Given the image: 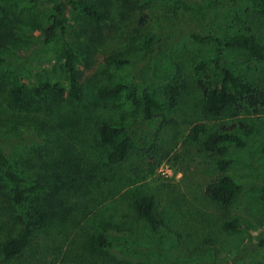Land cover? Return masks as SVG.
I'll use <instances>...</instances> for the list:
<instances>
[{"label":"rangeland","instance_id":"obj_1","mask_svg":"<svg viewBox=\"0 0 264 264\" xmlns=\"http://www.w3.org/2000/svg\"><path fill=\"white\" fill-rule=\"evenodd\" d=\"M69 1L0 0V32L15 25L22 33L0 49L6 59L0 63V147L29 183L41 168L47 185L41 202L50 214L22 254L6 258L2 246L17 227L10 188L0 176V264H264V110L208 113L202 90V84L220 85L224 68L264 89V60L195 38L252 33L264 45V13L253 0H111L107 38L92 42ZM91 1L105 9L103 0ZM58 4L66 31L56 27L47 41L46 23ZM65 39L77 53L81 98L33 95L35 85L60 79L56 65ZM119 83L128 88L99 95V88ZM17 84L25 86L27 109L13 104ZM171 84L178 88L175 100ZM133 89L139 98L148 89L159 100L151 118L128 96ZM103 121L123 127L117 141L131 138L119 164L107 159L113 146L100 141ZM222 129L246 144L228 142L225 155L207 151L208 133ZM223 158L230 160L225 172L240 184L228 209L205 193ZM142 195L155 197L157 230L134 210Z\"/></svg>","mask_w":264,"mask_h":264},{"label":"trees","instance_id":"obj_2","mask_svg":"<svg viewBox=\"0 0 264 264\" xmlns=\"http://www.w3.org/2000/svg\"><path fill=\"white\" fill-rule=\"evenodd\" d=\"M99 1V0H98ZM105 9L100 7L97 1L91 0H70L69 6L77 12L78 18L84 23L82 31L89 35L92 42L106 40L104 33L106 21L112 19L113 10L111 0L106 3ZM260 13H264V0H253ZM0 8H3L2 6ZM62 12L61 4L56 5L49 15L46 23L45 34L46 40L49 41L56 29L62 28L65 33V21L60 18ZM21 30L19 27L6 26L0 32V49L10 44H15L18 40ZM22 34V33H21ZM195 38L204 44H219L227 48L244 49L251 57L263 61L264 45L260 43L257 37L252 33L237 34L233 37L222 39L217 36H198ZM77 53L73 45L65 39L63 42V53L56 65L60 79L56 82L46 81L43 84H37L33 87V95L40 97L46 92L57 94H67L71 99L78 100L82 96L83 89L80 84L81 70L77 66ZM6 59L0 56V63ZM219 57L216 58V65L220 67ZM86 62L88 59L86 58ZM119 65L124 61L118 60ZM223 81L218 86H205L202 84L204 94V108L208 113L222 114L231 107H240L252 109L255 112L264 110V89L255 85L251 81L235 74L230 69H222ZM128 88L126 84H116L114 86H104L99 88L98 93L103 97L115 96ZM172 99L178 95L176 85H170ZM13 104L17 109H27L29 104L25 102L26 89L24 85L17 84L12 89ZM134 103L140 105L146 118H151L155 109L160 107V102L148 89H145L139 98L136 89L129 92L128 95ZM244 127V124L242 125ZM252 131L253 127H246ZM123 127L115 126L110 122L103 121L97 126V132L103 145L113 146L108 152L107 159L111 164H119L125 160L131 148V138L125 136L117 141ZM203 131V125H196L194 132L197 134ZM230 142L235 146H244L245 141L237 134L232 133L229 129H222L208 133L203 141V146L207 151L217 152L225 155L228 151L227 143ZM230 165V160L223 158L219 162L221 170L220 175L206 188V195L221 209H228L236 199L240 190V184L225 171ZM36 174L37 179L33 183L21 174V172L11 163L6 146L0 147V176L6 181L10 188L12 202L15 206L14 222L17 227L16 233L7 239L2 251L6 258L12 259L18 257L30 245L35 231L41 229L50 220L49 211L41 202V192L47 187L45 182H41V168L38 167ZM134 210L138 218L146 221L150 226L157 230L160 228L161 220L156 208V200L153 195H142L135 199ZM227 226L234 228L232 222H227ZM236 228V227H235ZM100 240L105 243L106 238L101 235Z\"/></svg>","mask_w":264,"mask_h":264}]
</instances>
